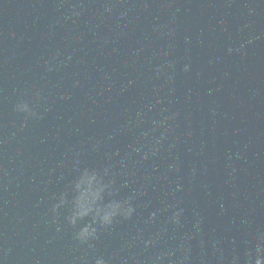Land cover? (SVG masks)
<instances>
[{
  "label": "water",
  "instance_id": "1",
  "mask_svg": "<svg viewBox=\"0 0 264 264\" xmlns=\"http://www.w3.org/2000/svg\"><path fill=\"white\" fill-rule=\"evenodd\" d=\"M85 173L131 216L76 217ZM257 256L264 0H0V264Z\"/></svg>",
  "mask_w": 264,
  "mask_h": 264
},
{
  "label": "clouds",
  "instance_id": "2",
  "mask_svg": "<svg viewBox=\"0 0 264 264\" xmlns=\"http://www.w3.org/2000/svg\"><path fill=\"white\" fill-rule=\"evenodd\" d=\"M20 110L30 111L27 104L20 106ZM35 115V113H32ZM77 187L80 189L79 196L76 201V211L74 215L76 217H83L89 213L94 212L95 218L101 226H107L112 224L115 217L123 213L126 217L131 216L133 208L129 206L126 210L120 202H113L107 206H98V201L102 200L101 193L104 190V186L99 183L95 175H89L85 173ZM71 224L75 225V219L71 221ZM96 235V229L91 226H85L80 228L76 233V238L79 240H87ZM96 264H105L102 259H97ZM255 264H264V258L257 256Z\"/></svg>",
  "mask_w": 264,
  "mask_h": 264
}]
</instances>
